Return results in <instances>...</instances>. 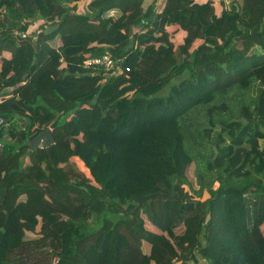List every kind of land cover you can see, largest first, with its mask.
I'll use <instances>...</instances> for the list:
<instances>
[{
    "label": "trees",
    "instance_id": "16d2710c",
    "mask_svg": "<svg viewBox=\"0 0 264 264\" xmlns=\"http://www.w3.org/2000/svg\"><path fill=\"white\" fill-rule=\"evenodd\" d=\"M221 2L0 0V264H264V0Z\"/></svg>",
    "mask_w": 264,
    "mask_h": 264
},
{
    "label": "rangeland",
    "instance_id": "374dc122",
    "mask_svg": "<svg viewBox=\"0 0 264 264\" xmlns=\"http://www.w3.org/2000/svg\"><path fill=\"white\" fill-rule=\"evenodd\" d=\"M213 1V3H214V5H215V8H216V12H217V16L219 17V16H221L222 15V11L225 9V6L222 4V0H212ZM232 2V0H226V5L227 6H229L230 5V3ZM88 5H89V3L86 1V2H82L81 3V6H78V9H77V11L80 9V12L81 13H85V12H88V11H91V8H90V6L88 7ZM232 8V5H230L229 7H228V10H230ZM73 10L74 11H76L75 10V8H73ZM234 17H239V15L238 14H235L234 15ZM239 21H243V18H239ZM38 26H32L31 28H30V31H34L36 28H37ZM256 30V28L255 29H253V31H255ZM252 40H253V42H255V43H258V36L256 37V38H252ZM203 42H204V38H199L196 42H195V46H197V47H201L199 50H201L202 52H205V51H207V48H203ZM48 45L50 46V47H52V45L50 44V43H44V44H42L41 45V50H40V55H43L44 54V51H46L45 49V47H48ZM185 55H183L182 57H184ZM165 91V88L164 89H162V92H164ZM75 162L82 168V169H84V170H86V168H85V166L82 164V162L81 161H78V160H75ZM194 168H195V166H194V164H191V165H189L188 167H187V169L185 170V176L190 180V181H192L193 182V184H194V187L195 188H198V186H197V184H196V181H195V175H194ZM186 187V186H185ZM187 188V187H186ZM210 196V194L208 193V192H206L205 194H204V196H203V198L202 199H206V198H208ZM239 199V198H238ZM240 201V200H239ZM240 210H241V215L242 216H244V209L242 208V205L240 204ZM115 242H116V244L118 245V246H120V247H122V246H124V245H127V239L123 236V235H115ZM202 262H204V261H202Z\"/></svg>",
    "mask_w": 264,
    "mask_h": 264
},
{
    "label": "built area",
    "instance_id": "2783aa9c",
    "mask_svg": "<svg viewBox=\"0 0 264 264\" xmlns=\"http://www.w3.org/2000/svg\"><path fill=\"white\" fill-rule=\"evenodd\" d=\"M117 11L115 9L110 10L107 15L108 17H113L114 15H116ZM91 65H104L106 69H110L112 67H114V59L109 55L106 54L103 57H93L91 59L88 60L87 62V66H91ZM3 122V120H0V124Z\"/></svg>",
    "mask_w": 264,
    "mask_h": 264
},
{
    "label": "water",
    "instance_id": "95a60500",
    "mask_svg": "<svg viewBox=\"0 0 264 264\" xmlns=\"http://www.w3.org/2000/svg\"><path fill=\"white\" fill-rule=\"evenodd\" d=\"M55 143L52 128H48L31 141L32 147L38 149L39 147H49Z\"/></svg>",
    "mask_w": 264,
    "mask_h": 264
}]
</instances>
